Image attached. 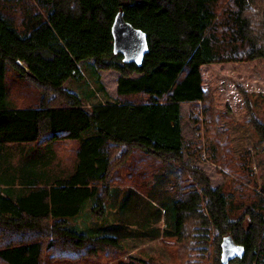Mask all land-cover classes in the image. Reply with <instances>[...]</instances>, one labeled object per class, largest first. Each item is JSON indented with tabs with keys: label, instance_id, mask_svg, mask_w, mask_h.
Listing matches in <instances>:
<instances>
[{
	"label": "trees",
	"instance_id": "1",
	"mask_svg": "<svg viewBox=\"0 0 264 264\" xmlns=\"http://www.w3.org/2000/svg\"><path fill=\"white\" fill-rule=\"evenodd\" d=\"M121 9L146 33L141 65L113 52L111 25ZM88 58L96 70L119 72L114 100L85 107L63 86L81 76L78 63ZM257 58L264 60V0H0V143L10 147L9 181L19 178L27 190L11 196L0 187V264H81L101 256L166 264L154 255L125 260L118 237L78 232L67 219L97 189L134 174L128 159L138 148L179 179L172 231L161 236L171 264H221L227 233L245 248L238 264H264V185L252 153L232 151L201 73L205 64ZM240 91L246 122L264 146V120L254 109L264 93ZM182 102L200 104L202 116H191L203 128V145L184 143ZM60 142L73 145L76 162L54 164L44 154ZM202 149L223 174L216 187L183 159ZM142 165L137 174H145ZM91 209L102 214L94 200Z\"/></svg>",
	"mask_w": 264,
	"mask_h": 264
},
{
	"label": "rangeland",
	"instance_id": "2",
	"mask_svg": "<svg viewBox=\"0 0 264 264\" xmlns=\"http://www.w3.org/2000/svg\"><path fill=\"white\" fill-rule=\"evenodd\" d=\"M78 64L81 76L69 78L63 86L76 93L83 104L98 103L102 98L104 101L115 99L119 72L96 70L91 58L81 60ZM201 73L203 87L210 88L220 123L227 129L232 151L235 155L242 151L252 153L250 165L257 174L259 185H264V146L246 122L244 99L240 91V87H243L248 91L264 93V60L257 58L247 62L205 64L201 67ZM10 95L8 98L13 101L14 98ZM258 98L254 109L264 120V97L260 95ZM180 110L184 143L191 141L203 145V138H200L203 128L197 129L191 116L193 113L198 117L202 116L200 104L182 102ZM61 143L55 151L64 160L63 165H70L76 150L66 147V142ZM5 149L9 151L10 148L5 146ZM136 152L128 160L137 165V171H141L139 167L142 163H147L148 165H142L146 175L135 171L131 176H117L115 184L100 190L93 198L102 214L95 215L90 207L82 215L86 219H80L76 223L87 228L74 226V223L72 225L76 228H72L92 236L106 234L118 237L125 248V260L134 258L143 261L149 255H154L164 263L171 264L173 253L161 236L172 231V201L178 195L179 179L176 178V171L174 175L168 166L158 164L154 160L156 158L139 154L138 152H142L139 148ZM183 159L186 163L201 168L212 187L223 182V174L218 172L215 163L207 159L204 149L195 156L185 153ZM150 160L152 163H149ZM81 264H116V261L109 262L101 256ZM229 264L238 262L233 260Z\"/></svg>",
	"mask_w": 264,
	"mask_h": 264
},
{
	"label": "water",
	"instance_id": "3",
	"mask_svg": "<svg viewBox=\"0 0 264 264\" xmlns=\"http://www.w3.org/2000/svg\"><path fill=\"white\" fill-rule=\"evenodd\" d=\"M111 33L113 37V52L122 56L124 63L133 62L141 65L144 55L148 51L146 33L126 21L123 10H119L112 22ZM220 262L229 264L236 258H242L245 248L235 242L231 233L225 234L220 242Z\"/></svg>",
	"mask_w": 264,
	"mask_h": 264
},
{
	"label": "crops",
	"instance_id": "4",
	"mask_svg": "<svg viewBox=\"0 0 264 264\" xmlns=\"http://www.w3.org/2000/svg\"><path fill=\"white\" fill-rule=\"evenodd\" d=\"M64 87H66V86L64 85ZM100 102L101 103L104 102L103 98H102V100ZM93 104H96V102L95 103L86 102V104H83V105L85 107H88V106H91ZM180 125H181V110H180ZM181 133H182V125H181ZM58 145H59V143H55V144L49 146L48 148L45 147L47 149L44 150V154L45 155H48L49 158H52V161H53L54 164H63L64 160H61L62 158L59 157V155L55 151V149L58 147ZM61 145H63V143H61ZM5 146L8 147L9 145L0 143V187H1L2 193H5V194L11 195V196H19V195L27 192V190L22 189V187L24 186V184H21L19 178L15 179L14 183H11L9 181V180H11L10 177H12V176H9L8 175V173H9V171H8L9 166H7L5 159H6V155H8V152L9 151L7 149H5ZM32 146L33 145L32 144H29V143H20L17 147H19V148L21 147V148L26 149V148H29V147H32ZM65 146L66 147L67 146L72 147L73 145H71L69 143H66ZM17 147H15V148H17ZM24 152H26V151L24 150ZM21 155L22 154L19 153L18 154V157L16 159H20L21 158ZM76 160L77 159H76V151H75V154L73 155V158H72V163L76 162ZM6 169H7L8 173H7ZM98 192L99 191L97 189L96 193H98ZM91 205H93V198L92 197H89L87 200H85L81 204V206L77 210L74 211L73 214H68L67 219L69 221V226L70 227H74V226H77V227H86V226L78 225L76 223L79 222L80 219H84V220L86 219V217H83L82 215L85 214L86 209H89L90 207L92 208ZM74 228H76V227H74Z\"/></svg>",
	"mask_w": 264,
	"mask_h": 264
}]
</instances>
